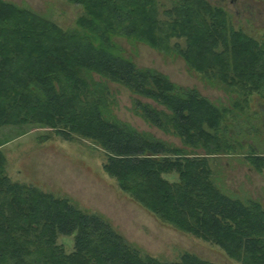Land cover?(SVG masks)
Masks as SVG:
<instances>
[{
    "label": "trees",
    "instance_id": "obj_1",
    "mask_svg": "<svg viewBox=\"0 0 264 264\" xmlns=\"http://www.w3.org/2000/svg\"><path fill=\"white\" fill-rule=\"evenodd\" d=\"M69 1L84 6L78 28L0 0V127L38 124L67 141L89 139L102 149V169L118 188L162 222L242 264H264L263 206L225 194L208 157L237 153L256 171L264 168V149L257 152L264 136L254 125L261 114L247 113L253 95L264 100V44L236 30L228 12L209 0H169L164 18L158 0ZM113 36L161 51L171 50V38H183L173 49L186 64L238 96L217 107L195 88L138 67L111 47ZM107 82L129 90L144 119L171 128L190 152L105 117ZM230 117L242 131H234ZM251 127L256 134L249 137ZM5 163L0 148V264H215L189 252L171 261L142 254L100 214L12 181ZM170 172L177 180L166 178ZM60 235H73L71 251Z\"/></svg>",
    "mask_w": 264,
    "mask_h": 264
},
{
    "label": "rangeland",
    "instance_id": "obj_2",
    "mask_svg": "<svg viewBox=\"0 0 264 264\" xmlns=\"http://www.w3.org/2000/svg\"><path fill=\"white\" fill-rule=\"evenodd\" d=\"M5 1L29 8L64 29L80 27L78 19L84 13L83 4L69 0ZM209 1L228 12L236 30L244 31L264 44V0H235L233 3L231 0ZM170 5L169 0H158L161 18H164L161 13L163 8L167 9ZM111 42V47L132 59L138 67L156 69L181 87L195 88L217 107H230L231 101L238 96L224 85L208 81L186 64L183 57L173 49L176 43L184 45L183 38H171V50L167 51L152 48L142 41L125 36H113ZM91 76L98 81L100 79L95 73ZM106 86L103 98L105 107L102 108L105 117L114 118L171 146L190 152L180 137L171 132V128L164 132L144 119L140 109L136 107V97L129 90L115 83L107 82ZM140 100L160 108L148 99ZM249 105L251 108L248 107V114L253 115L254 109L261 114L260 120L254 121V125L264 136V100L253 95ZM232 119L233 117H230L228 120L234 131H242L243 123L239 120L234 122ZM6 127L11 126H2L0 129L5 131ZM13 127L20 131L17 135L2 134L3 131H0V148L6 157L5 174L12 181L33 184L56 197L67 198L84 211L100 214L142 254L171 261L178 259L182 253L189 252L215 264H242L228 257L219 247L162 222L122 192L115 180L102 169L105 157L98 144L78 136L67 141L38 124ZM250 129L249 137L255 131L252 127ZM44 135H47L48 139L40 140ZM249 137L240 139L246 144L250 141ZM262 149L264 145L260 146L257 152H262ZM242 150L245 153L249 148L245 146ZM197 152L204 153L201 149ZM208 157L214 182L225 194L240 200H256L264 208V168L260 172L256 171L237 153ZM166 178L175 181L177 173L170 172ZM58 242L62 243L67 251H71L73 235H60Z\"/></svg>",
    "mask_w": 264,
    "mask_h": 264
},
{
    "label": "crops",
    "instance_id": "obj_3",
    "mask_svg": "<svg viewBox=\"0 0 264 264\" xmlns=\"http://www.w3.org/2000/svg\"><path fill=\"white\" fill-rule=\"evenodd\" d=\"M7 126H11V127H6L7 129L5 131H3L4 129L3 130L0 129V131H3L2 134L7 133L9 135H15V134L17 135V133L20 132L18 129H16V127H13V126H18V125H7ZM0 146H2V145H0Z\"/></svg>",
    "mask_w": 264,
    "mask_h": 264
},
{
    "label": "flooded vegetation",
    "instance_id": "obj_4",
    "mask_svg": "<svg viewBox=\"0 0 264 264\" xmlns=\"http://www.w3.org/2000/svg\"><path fill=\"white\" fill-rule=\"evenodd\" d=\"M218 1L222 2L223 0H218ZM233 2H235V0H231V3H233Z\"/></svg>",
    "mask_w": 264,
    "mask_h": 264
}]
</instances>
